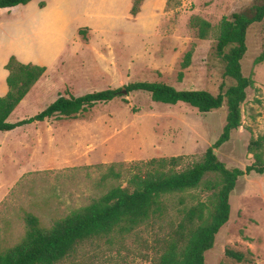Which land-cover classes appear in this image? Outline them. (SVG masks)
Listing matches in <instances>:
<instances>
[{"label": "rangeland", "instance_id": "obj_1", "mask_svg": "<svg viewBox=\"0 0 264 264\" xmlns=\"http://www.w3.org/2000/svg\"><path fill=\"white\" fill-rule=\"evenodd\" d=\"M133 1H67V37L72 38L83 21L92 26H81L87 27L84 38L74 37L47 68L18 112L26 115L18 120L44 111L60 95L124 91L136 82L214 95L223 83L231 85L212 55L220 22L260 0H142L136 17L131 15ZM193 17L211 24L206 40L198 39L191 28ZM193 46L191 65L183 69L184 57ZM263 51L264 25L257 24L249 31L248 52L242 62L244 75L253 81L241 107L242 124L216 150L229 169L246 170L253 164L250 143L264 136V62H258ZM226 117V107L202 114L184 103H156L147 93L133 92L98 104L75 120L50 119L22 126L19 132H1L0 253L24 239L28 214L36 216L42 227L51 228L111 187H126L125 176L104 180L111 166L124 174L129 165L153 159L183 156L186 163L200 161L221 136ZM207 196L201 189L173 195L166 200L170 208L161 220L111 243H85L60 264H155L160 239L174 233L185 208L199 199L207 201ZM230 205V220L206 254V264H239L227 257L228 250L249 251L253 264H264V175L241 177Z\"/></svg>", "mask_w": 264, "mask_h": 264}, {"label": "trees", "instance_id": "obj_2", "mask_svg": "<svg viewBox=\"0 0 264 264\" xmlns=\"http://www.w3.org/2000/svg\"><path fill=\"white\" fill-rule=\"evenodd\" d=\"M31 1L0 0V9L27 5ZM141 2L133 1V17L139 14ZM257 24L264 25V0L221 20L212 55L222 66L224 79L232 82L229 86L223 83L217 95L205 90H177L157 82H136L125 87L124 91L109 89L79 97L60 95L44 111L15 123L9 122V117L46 74L47 67L23 64L11 56L5 67L9 72V91L0 98V132L50 119L75 120L98 104L112 102L133 92L147 93L156 103H184L202 114L226 107L227 117L221 136L196 163H186L183 156L153 159L129 165L124 174L111 166L104 180H120L125 176L126 187H111L106 194L73 210L51 228L42 227L36 216L28 214L24 239L0 253V264H60L73 257L85 243H111L115 238H124L146 224L161 220L169 212L170 206L166 202L169 197L197 189L208 194L207 201L199 199L183 210L174 233L160 239L155 264H206V254L214 248L218 234L230 220V196L238 180L252 174L264 175V136L250 143L255 161L246 170L227 168L216 154V150L227 143L242 124L241 107L247 99V89L253 86L251 78L244 75L242 62L248 52L249 31ZM190 26L200 40H206L212 31L211 24L199 17H193ZM86 30L79 31L83 38ZM193 54L194 46L184 57L183 69L191 65ZM258 62H264V51ZM180 204H184L183 199ZM226 255L239 264L254 263L249 251L228 250Z\"/></svg>", "mask_w": 264, "mask_h": 264}, {"label": "crops", "instance_id": "obj_3", "mask_svg": "<svg viewBox=\"0 0 264 264\" xmlns=\"http://www.w3.org/2000/svg\"><path fill=\"white\" fill-rule=\"evenodd\" d=\"M67 1L33 0L27 5L0 9V98L6 96L9 91L7 85L9 72L5 67L11 56H15L23 64L49 68L74 42L79 31L87 28L81 26H92L89 22L83 21L73 30L72 38L67 37L69 27ZM129 3L131 4V0ZM27 57L28 59H25ZM28 96L29 94L9 117V122L12 123V117L16 118L15 122L21 121L18 118L26 115L25 112H18L24 107ZM21 129L23 127L13 131L19 132Z\"/></svg>", "mask_w": 264, "mask_h": 264}]
</instances>
